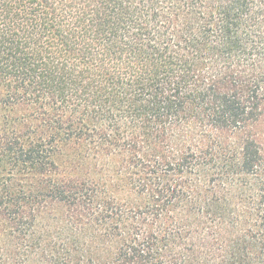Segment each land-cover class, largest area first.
Returning <instances> with one entry per match:
<instances>
[{
    "label": "trees",
    "instance_id": "trees-1",
    "mask_svg": "<svg viewBox=\"0 0 264 264\" xmlns=\"http://www.w3.org/2000/svg\"><path fill=\"white\" fill-rule=\"evenodd\" d=\"M0 264H264V0H0Z\"/></svg>",
    "mask_w": 264,
    "mask_h": 264
}]
</instances>
